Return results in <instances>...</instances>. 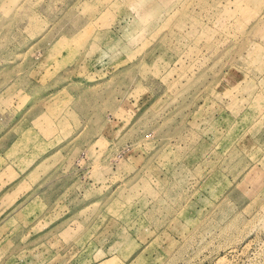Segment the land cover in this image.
Listing matches in <instances>:
<instances>
[{"label": "rangeland", "instance_id": "374dc122", "mask_svg": "<svg viewBox=\"0 0 264 264\" xmlns=\"http://www.w3.org/2000/svg\"><path fill=\"white\" fill-rule=\"evenodd\" d=\"M72 239L264 264V0H0V264Z\"/></svg>", "mask_w": 264, "mask_h": 264}, {"label": "crops", "instance_id": "0c3cea01", "mask_svg": "<svg viewBox=\"0 0 264 264\" xmlns=\"http://www.w3.org/2000/svg\"><path fill=\"white\" fill-rule=\"evenodd\" d=\"M67 227L65 226V227H62V229L60 230V232H66L65 230H67L66 229ZM72 229V228H71ZM52 230H54L55 231V227H53V229H51V232L52 233H56V232H53ZM50 232V233H51ZM59 232V233H60ZM66 233H68V232H66ZM53 234V235H54ZM54 238V237H53ZM54 241V240H53ZM74 241H73V239L68 243V242H64L63 243V246L62 247H64L65 249H64V253H62V255H58L59 253L58 252H56L57 251V248H56V246L54 247V249H55V251L52 249V246L53 245H56V243L55 244H52V241H51V243H50V241L48 242V245H47V248H49V249H51V255L53 256L52 258H57V257H61V258H63V259H65V260H67V261H69V262H67V263H70V264H83V262L85 261V259L83 260L82 259V253L80 252L78 255H76L75 257H73L72 259H71V255L69 254L70 252H71V250H72V247L73 246H69V245H73L74 243H73ZM60 248H58V250H59ZM53 251V252H52ZM34 259V258H33ZM56 260V259H55Z\"/></svg>", "mask_w": 264, "mask_h": 264}]
</instances>
